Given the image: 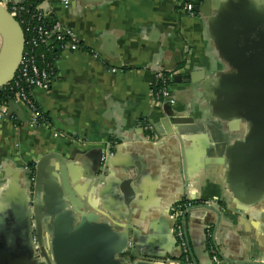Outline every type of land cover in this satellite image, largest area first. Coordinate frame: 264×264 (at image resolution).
<instances>
[{"label": "crops", "instance_id": "0c3cea01", "mask_svg": "<svg viewBox=\"0 0 264 264\" xmlns=\"http://www.w3.org/2000/svg\"><path fill=\"white\" fill-rule=\"evenodd\" d=\"M189 2L193 16L177 0L39 5L79 50L61 52L50 87L31 92L47 124L0 109V264H36L25 166L54 264H179L171 214L186 189L189 257L212 264V248L221 264H264V0ZM254 27L263 55L247 72L239 39ZM159 71L172 76V105L153 97ZM143 121L166 140L148 142Z\"/></svg>", "mask_w": 264, "mask_h": 264}, {"label": "built area", "instance_id": "2783aa9c", "mask_svg": "<svg viewBox=\"0 0 264 264\" xmlns=\"http://www.w3.org/2000/svg\"><path fill=\"white\" fill-rule=\"evenodd\" d=\"M62 1L64 3L67 2V0ZM0 5L6 8L8 13L14 17L19 25L22 24L24 26L25 32L27 33L26 37L24 30L21 28L25 40L23 58L14 80L8 84L9 90L16 91L14 102L17 105L23 106L32 111L33 118L30 123L31 126L43 124L38 120L40 115L39 112L35 110L31 101V92L35 89L47 90L54 80L56 73H54L55 61L54 65L50 67L40 62L39 60H42L43 56L38 54V51L41 47H48V45L53 42V39L61 42L60 49L62 52L66 50L78 51L79 45L77 44L73 33L69 29L63 28L59 23L55 22L51 29H47L45 27L44 20L47 18L48 14L42 11L39 6L36 8V13L30 17V19L33 20V23H31L22 17L28 13L23 5V2L0 0ZM177 7L179 11H182L189 16L194 15V7L189 0H177ZM112 71L114 72V70ZM171 79L172 76L169 73L160 71L155 72L152 81V94L157 102L165 105L174 104L170 90ZM24 89H27L28 93H26ZM4 107V105H0V109H4ZM141 126L142 130L146 134V140L148 142L154 145L161 142L157 130L152 123L149 121H143ZM105 160V157H103L102 161ZM24 170L29 173L32 172L28 166H25ZM31 181H33V176H31ZM192 206L193 201L191 193L188 189H186L183 201L172 211L171 214V217L176 221L174 234L182 251V260L179 264H192L189 257V249L185 240L184 231L179 223L183 213L192 208ZM33 243L35 249L38 250L35 238H33ZM210 254L212 261L219 264L220 261L214 249H210Z\"/></svg>", "mask_w": 264, "mask_h": 264}, {"label": "water", "instance_id": "95a60500", "mask_svg": "<svg viewBox=\"0 0 264 264\" xmlns=\"http://www.w3.org/2000/svg\"><path fill=\"white\" fill-rule=\"evenodd\" d=\"M23 1H20V2H23ZM241 36L242 38L239 39V44L243 45V48L241 49V53L246 58H248L247 60L249 61V63L245 66V70L247 72H253L251 70H256V65L255 63H253V61H255V58L259 54L263 55V52H264V51L262 52L261 48L260 49L257 48L258 45L260 44V40L262 39L260 35V29L257 27H254L252 32H248V33L245 32L244 34H241ZM24 44H25L24 34H23V31L19 23L14 19V17H12L8 13L6 8L0 5V89L6 87L8 84H10L14 80L15 75L19 69L20 63L23 58ZM236 68L239 69L240 71V68L238 66L235 67V69ZM160 72H163V71H160ZM184 80H186V83H192L190 81V77L188 76H185ZM173 81H175L176 83H180L181 77L176 76ZM247 83L248 84L245 83L244 86L246 88L252 89V87L254 86L252 84V81L248 80ZM237 91H238L237 94L240 95V103L243 104L241 107H243L246 111V102H248V99H250V97H248V94H245L244 92H242L243 91L242 89L240 90L237 89ZM10 104L17 105L15 102H11ZM157 133H158V136L161 142L166 140L167 138L166 135L161 134L159 132ZM30 174L31 175H30L28 184L33 185V190L29 191V205H28L29 220L31 224L30 225V245L36 254L35 256L36 264H52V261L54 264V259H52V256L49 251L50 246L42 239L41 228H40L41 226L38 221L37 212H36L37 201H36L35 195H36L37 188H38V182L35 179V177L32 175V173ZM31 176H33V181H31ZM30 196L32 197V200ZM193 208L194 206H192V208L184 212L179 221L180 225L182 226L183 231H184L183 224L185 222V219L187 215L190 213V211L193 210ZM184 235H185V231H184ZM33 238H35L36 240L38 250H36L34 247ZM185 238H186V235H185ZM127 249H129V251L132 253L133 247L131 244L127 246ZM190 257H191V263L197 264L194 258L192 257L191 252H190ZM211 262L212 264H216L212 260ZM221 262L222 260L219 262V264H221ZM252 264H262V263L257 262V263H252Z\"/></svg>", "mask_w": 264, "mask_h": 264}, {"label": "trees", "instance_id": "16d2710c", "mask_svg": "<svg viewBox=\"0 0 264 264\" xmlns=\"http://www.w3.org/2000/svg\"><path fill=\"white\" fill-rule=\"evenodd\" d=\"M44 0H25L23 1V5L25 6L26 10L28 11L27 14L23 15L22 17L33 23V20L30 19L35 13H36V8L43 2ZM18 20V19H17ZM19 21V20H18ZM54 20L52 16H47V18L44 20L45 27L47 29H51V27L54 25ZM21 28L24 30V26L21 24ZM25 35L27 37V33L25 32ZM61 42L56 41L53 39V42L48 45V47H41L40 50L38 51V54H41L42 60H39L40 62L48 65L49 67L54 65V61L57 60L59 55L61 54L62 50L60 49ZM55 73V69H54ZM26 93H28L27 89H24ZM15 90L10 91L9 86L7 85L6 87L0 89V105H4L5 107L8 106L11 102H14V96H15ZM30 96V95H29ZM31 101L33 103V106L36 111L39 112V118L38 120L41 121V123H48L46 114L43 113V111L40 109V107L35 103L33 100L32 96H30Z\"/></svg>", "mask_w": 264, "mask_h": 264}, {"label": "flooded vegetation", "instance_id": "af4514ba", "mask_svg": "<svg viewBox=\"0 0 264 264\" xmlns=\"http://www.w3.org/2000/svg\"><path fill=\"white\" fill-rule=\"evenodd\" d=\"M193 204H194V202H193Z\"/></svg>", "mask_w": 264, "mask_h": 264}]
</instances>
